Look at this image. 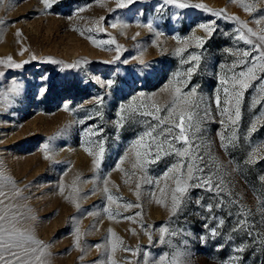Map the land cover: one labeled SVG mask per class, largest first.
<instances>
[{
  "label": "rangeland",
  "instance_id": "obj_1",
  "mask_svg": "<svg viewBox=\"0 0 264 264\" xmlns=\"http://www.w3.org/2000/svg\"><path fill=\"white\" fill-rule=\"evenodd\" d=\"M261 18L264 0H0V215L42 242L31 264H264V73L235 128L215 104ZM176 88L223 191L192 187L173 211L181 158L142 169L136 141L177 122Z\"/></svg>",
  "mask_w": 264,
  "mask_h": 264
},
{
  "label": "snow or ice",
  "instance_id": "obj_2",
  "mask_svg": "<svg viewBox=\"0 0 264 264\" xmlns=\"http://www.w3.org/2000/svg\"><path fill=\"white\" fill-rule=\"evenodd\" d=\"M133 0H127V3H132ZM177 0H166V3L172 4L176 3ZM45 3H48V0H45ZM126 6V5H120ZM180 8H187L190 5L187 3H179ZM197 8H205L203 4L192 5ZM246 11H255V5L244 4ZM215 15L220 16L221 13L217 12ZM227 18V17H225ZM235 19V17H234ZM264 18L258 19L257 24L261 23ZM246 24V22H244ZM214 21L208 24H201L200 27L205 30L209 35L214 30ZM248 32L252 36L257 37V40L247 39V44L252 45L251 51H243L239 54L240 58L233 63L231 66L232 75L229 79L221 78V83L227 85L223 87V92L225 94V99L223 101V106H221V98L219 95L215 97V104L219 109V115L222 117L220 123L223 125L225 120L228 121L229 125L235 128L238 125V121L241 116L240 106L243 100L244 92L252 86L253 81L261 79L260 74L264 73V29H261L259 33L248 29ZM203 39V38H201ZM239 39L244 40L245 36L243 31H240ZM252 51H255L257 55L252 56V59L249 60L248 57L252 55ZM235 55V54H234ZM192 59H198V57H192ZM15 67H20L19 64L14 65ZM240 68L239 71H234V69ZM191 71V70H190ZM111 83V82H109ZM175 94H177V99L173 102V108L176 109L175 116L177 122L173 124L172 127H163L166 121L161 120L159 117L156 119L159 121L156 127H153L151 131L144 134L149 139L144 140V136H141L136 141V144L142 147L143 152H137L136 156L138 160H143L140 163V167L143 169L145 164L154 163L161 158V153L164 155H175L181 159L172 164L164 173V177H168L169 173H172V179L174 181V187L172 189V207L173 211L179 208L180 204L183 202L188 190L192 187L206 188L208 191H223L221 187L222 181L215 184L213 187L214 180H218V177L211 172L205 174V165L201 167L197 161H203L204 157L199 155L196 152V148H199V145L193 147L192 142L189 140L186 132L192 130V115L189 113L185 114V110L191 107V102L185 98L183 105L178 107V101L181 93L180 88H176ZM264 93V88L260 90ZM195 92V88L187 94L191 96ZM264 98V96H262ZM210 107V106H209ZM159 111V109H157ZM151 115V113H147ZM205 117L209 115L208 109H205ZM173 112L170 110L168 113V118L171 119ZM257 119H260L257 117ZM187 120V125H186ZM264 126V125H261ZM159 127L160 131L156 132V128ZM173 128L179 129V134H174ZM198 130V127H197ZM250 132L258 131L256 122L251 123ZM156 132V135L153 133ZM222 137V143H223ZM238 139L233 135L230 138V142ZM176 142H183L184 147L175 148L174 145ZM101 156L103 154V148L100 149ZM146 157H151V160L143 159ZM188 160L187 167H185L184 160ZM97 166H99L100 160L96 161ZM137 165L134 164L135 168ZM264 179V178H262ZM2 195V193H0ZM199 203V201H197ZM208 211H211L212 205L207 206ZM222 224L223 221H220ZM162 233H166L167 229H161ZM212 235L216 234V230H211ZM204 239L203 237L201 238ZM161 241H164V236H161ZM42 244L41 241H38L31 234H26L15 228L14 224H11L10 221L6 220L4 215H0V264H31L32 254L37 252V248ZM30 245H35L36 247H31ZM243 249H238L242 251ZM42 252V249H41ZM6 254V255H5ZM39 257L37 256L36 259ZM161 264H164V258H161Z\"/></svg>",
  "mask_w": 264,
  "mask_h": 264
}]
</instances>
